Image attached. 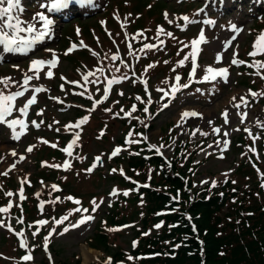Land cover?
Returning <instances> with one entry per match:
<instances>
[{"label": "rangeland", "instance_id": "1", "mask_svg": "<svg viewBox=\"0 0 264 264\" xmlns=\"http://www.w3.org/2000/svg\"><path fill=\"white\" fill-rule=\"evenodd\" d=\"M41 1L23 0V4L14 10L16 16L24 17L22 27L32 24L39 31L43 29L39 15L46 14L50 17L51 14L45 10ZM158 1L100 0L87 9L89 13L85 15L73 13L67 16L66 20L59 19L56 37L28 57L17 59L11 56L3 57L5 59L0 63V80L8 79L10 82L7 88L4 84H0V92L5 94L19 91L23 77L39 76L38 79L34 78L30 81L31 91H28V96L24 94L25 96L22 95L24 97H18L14 101V105L18 103L17 109H20L25 105L27 98L36 96V102L29 109L34 115L30 116V120L39 122V129L29 128L26 135H22L18 140H12L13 131L0 124V208L6 207L4 194L18 191L14 183V179H17L21 186H25L26 182L30 181L33 190L39 195L44 192L53 195L58 191L62 201L68 192L69 196L63 204L64 207H68L71 218L79 214L92 217L91 220L75 228L72 227L73 222L68 221L65 224L66 220L63 221L62 227L57 224L59 220H55V223L49 222L44 227L48 250L37 249L35 264L110 263V253L103 252L101 248L91 249L89 245L95 244L92 235L104 219L108 220L109 209L117 200V197L108 196L109 190H113L114 187L121 189L116 184L119 178H114L118 173L109 169L110 166H115V163L109 162L108 154L112 149L111 146L118 143V139L123 138L125 132L129 134L125 138L128 145L148 143L151 148L160 147L165 137L169 136L171 139L162 149V155L170 159L174 158L173 150L178 141L190 140L193 144L191 150L199 152L193 162L196 167L193 175L196 188L211 185L213 180L218 182L230 178L238 190H248L252 186L251 176L247 173L235 174L236 166L240 160L249 161L251 152L256 154L260 163L264 165L262 157L264 152L260 150L262 146L259 147L264 141V132L254 135L257 142L249 149L243 147L238 155L233 150L236 139L243 135L242 127H253L255 121L264 123V69H259L258 72L257 67L249 70L245 66L253 63L259 65V62L264 64V53H258L254 57L250 55L256 50L259 38L264 36L262 19L264 0H242V3H233L229 8L227 4L230 0L223 2L221 0L219 4L213 1L210 4L211 10L216 12L220 21L214 15L201 18L200 15L204 14L203 6L196 2ZM195 1L199 2V0ZM225 1L228 2L223 5ZM214 3L223 6L221 12L217 11L218 8L213 5ZM22 7H30L29 13L25 12L23 15L25 8ZM184 17L188 18V22L183 20ZM208 21L215 24L213 30L207 25ZM201 33L206 41L197 54L199 69L195 84H200L203 77L209 75L206 71L208 67L226 68L227 79L218 77L213 87L209 85L200 88V85H193L188 89L190 92H182V87L173 91L177 84L176 76L180 77L181 86L188 80L189 66L192 64L191 42L198 39ZM79 41L82 43V49L86 44V49L76 50L70 54L63 53L64 48ZM146 45H152V48L148 49ZM50 48H53L61 59L58 65L39 73L30 71L32 60L50 57L49 54L46 55ZM218 55L221 57L219 63L216 59ZM185 56L189 59L184 60ZM233 59L238 63L233 64ZM182 60L183 65L180 64ZM240 61L245 65L239 70L233 68V65L238 67ZM48 71L52 72L51 78L47 76ZM86 75L87 81L84 80ZM109 80H114L115 83L109 86ZM254 83L259 84L258 88L253 85ZM37 87L42 88L43 91L34 92L33 89ZM61 88L65 91L59 90ZM106 88L109 91L107 102L93 104V101L102 98L100 95L105 94ZM72 91L79 95L80 99L73 98ZM249 91L255 93L253 100L241 104V97L248 99L251 95ZM159 94L167 99L175 94L174 105L170 99L163 103ZM51 97L61 98L67 103H82L89 111L79 112L76 115L73 110L63 108L61 103L54 98L50 99ZM146 98L153 103L152 108L147 112ZM130 104L136 106L135 119L140 122V127L143 128V125L146 127L143 135L130 132L137 126L131 122V119L122 124L120 121H115V118L121 117V113L128 109ZM165 105L169 109L159 112L154 117L158 108ZM38 109L43 110V116H36L39 115ZM184 109H195L199 116L181 120L180 112ZM18 111H15V116L20 119ZM129 114L130 112L127 113ZM75 115L85 119H81L84 121L82 128L80 121H74ZM244 116L247 118L244 119ZM213 125H216L219 134L213 133L211 128ZM54 127L59 129L57 135L53 133ZM82 129L81 146L90 140L87 154V148L78 149L80 144L77 143L76 138L80 137ZM103 134L107 136H102ZM15 135H21V131L15 129ZM60 138L65 144H72L75 140L73 146L78 149L67 170H62L64 159L61 155L63 144ZM215 138L218 140L216 141ZM29 144L32 151L30 154L27 153V158L22 163L17 162L16 157L12 159L7 154L8 150L12 149H15L16 153L25 152V146ZM127 148H121L120 156L124 155ZM219 151L224 152V158H218ZM96 157L102 159L98 167L94 164ZM68 160L70 161V158ZM6 163L13 164L14 170L5 171L3 167ZM42 164L47 166L43 167ZM88 165L102 172L90 173ZM116 169H119L118 164ZM241 170H247L246 165H242ZM261 171L260 175H264V170ZM5 172L7 176L3 175ZM48 177L52 181L36 183ZM52 182L64 189L61 191L53 188ZM118 193L120 194V191ZM19 194L26 199V191ZM16 195L17 193L13 194L11 203L17 202ZM69 197L72 199H68ZM45 199L50 205L45 207L44 211L52 214L50 206L55 202L58 203L57 196ZM73 201H79L90 208L95 202L97 207L87 212L82 209L76 214ZM36 203L42 205L40 201ZM126 211L132 212L130 208ZM66 212L62 208L54 209L55 215H64ZM6 213H0V218ZM138 220L136 219L134 226L128 228L107 226L100 229L108 236L112 249L117 245L125 253L130 254L135 246L139 245L138 239L132 241L133 231L140 228ZM14 222L15 219H11V223ZM5 223L8 228V216ZM7 228L0 226V254L10 260L0 261V264H15L18 242L12 235L8 236L4 233ZM10 228L14 230L13 226ZM65 228L69 230L64 232ZM115 232L120 234H113ZM147 235L148 233L145 234ZM25 238L32 241L29 234ZM86 249L90 250V253L86 254L87 260L83 255ZM132 260L133 258L126 257L124 262L130 264Z\"/></svg>", "mask_w": 264, "mask_h": 264}, {"label": "trees", "instance_id": "2", "mask_svg": "<svg viewBox=\"0 0 264 264\" xmlns=\"http://www.w3.org/2000/svg\"><path fill=\"white\" fill-rule=\"evenodd\" d=\"M183 149L181 144L177 147L180 157L171 167L157 156L148 161L140 155L128 158L132 176L144 178L151 170L152 188L125 202L135 210L132 215L121 214L116 205L109 223L119 225L141 212L148 229L161 220L154 216L156 211L167 206L175 210L162 218L161 232L141 239L134 252L157 256L132 264H264V184L260 187L254 177L248 191H238L229 181L217 190L199 192L181 166ZM94 239L95 248L112 253V264L125 259L121 250L112 252L107 236L97 233Z\"/></svg>", "mask_w": 264, "mask_h": 264}, {"label": "snow or ice", "instance_id": "3", "mask_svg": "<svg viewBox=\"0 0 264 264\" xmlns=\"http://www.w3.org/2000/svg\"><path fill=\"white\" fill-rule=\"evenodd\" d=\"M69 3V0H56L55 4L52 5L53 9H58L61 7H65L67 4ZM3 5H6L3 6ZM20 5V0H0V22H2V27H0V44H3L4 46V51L6 52H20V53H24L27 52L31 46L36 43L37 41H40L44 38L45 35H47V29L49 28V26L53 23L52 20L48 19L46 16L40 14L39 15V21H41L43 23V30L39 31V33L34 37V38H29V39H24L21 37L20 33L22 32H27L29 34L34 33L37 31V29L32 25V24H28V26L26 28L22 27V21L13 15L14 10L18 9ZM183 20L185 22H188V18L184 17ZM3 29H7L9 31H4ZM205 42V38L203 33L200 34L198 39H194L191 42V60H192V73L190 74V79L192 74L195 73L196 70V58H197V52H198V48L197 46L201 43ZM148 49L152 48V45H146L145 46ZM258 53H264V36H261L259 38V40L257 41V45H256V50H254L253 52L250 53L251 56H256L258 55ZM113 59H116V57H113ZM189 59L188 56L184 57V60ZM217 62H220L221 57L218 55L217 56ZM45 62L41 61V60H32L31 61V68L30 71H33L34 73H39L40 72V66L43 65ZM184 61H180V64L183 65ZM233 64H237L238 61L236 59L232 60ZM56 64V61L53 59L49 66L50 67H54ZM250 67H257L258 72L259 69H264V64H259V65H250ZM207 73L209 75H206L204 77V79L207 81L209 79L211 80H215L218 77L219 78H223V79H227V69L226 68H221V69H213L212 67H208L207 68ZM47 76L49 78L52 77V72L48 71ZM34 78L38 79L39 76L38 75H33V76H25L23 79V83L21 85V87H26L29 85L30 81H32ZM176 81L177 84L175 86V88L173 89V91L179 90L180 87H184L187 88L189 87L188 84H184V85H180L179 81H180V77L176 76ZM84 80H88V76H84ZM113 83H115L114 80H109L108 84L109 86H111ZM0 84H4L5 87H9L10 86V82L8 79L5 80H0ZM34 92L39 93L41 91H43L42 88H34L33 89ZM105 94H107L108 89L106 88L105 90ZM24 93L23 91H15L14 93L11 94H5L4 92H0V124H4L7 123V126L13 130L14 136L13 138H18L17 135H15V129L16 126H19L21 130H23L25 128V124L23 120L20 119H13L11 121H8L7 118L9 116L12 115L13 113V109H14V101H16V99L20 96H22ZM241 100L244 101V98L241 97ZM36 102V96L33 95L31 97V99H29L27 101V104H25L22 108L19 109V112L21 115H25L27 113V110L29 108V106H31L32 104H34ZM246 103V101H245ZM167 105H165L166 107ZM237 107H239V105H237ZM145 111L147 112V108H145ZM197 113L195 112H184L183 116L184 117H188V116H196ZM81 123H84V121L82 120ZM77 127H79V125H77ZM75 140L72 141V144H70L68 146V148L64 149L65 152L68 153V155H71V152L69 151V149L72 147L73 144H75ZM53 147H55V145H53ZM28 152L32 151V148L29 147L27 149ZM120 151V149H116L115 152L113 153V155L117 154ZM13 155H15V153H13ZM21 159H23V157H21ZM14 167V165H13ZM3 175H7V173H3ZM53 188H56L55 185L52 186ZM125 195H127V193H124ZM9 196L12 195V193H8ZM21 199H23V195L21 194ZM68 199H72L71 197H69ZM75 203H79V201H75ZM95 202H93V207L95 208ZM9 207H11V205H9ZM9 207H3L0 208V213H6L9 211ZM76 211H80V209H77ZM87 211V210H84ZM67 217L62 218L60 221H57V224L63 223L64 220H66ZM92 217L91 216H86V217H82L79 221H77L75 224L72 225L73 228L75 227H79L81 224L86 223L87 221L91 220ZM22 223V221H20ZM40 224H46L47 221H40ZM0 226H3V223L0 222ZM157 227H159V225H157ZM11 230V228L9 229ZM69 229L65 228L64 232H67ZM63 234V233H61ZM19 235H23L22 233H20ZM35 235V233L33 234ZM47 242V238L45 240V243ZM21 247H24L25 244L23 241H21ZM32 257L29 255H25L23 257L24 261H29L31 260Z\"/></svg>", "mask_w": 264, "mask_h": 264}, {"label": "bare ground", "instance_id": "4", "mask_svg": "<svg viewBox=\"0 0 264 264\" xmlns=\"http://www.w3.org/2000/svg\"><path fill=\"white\" fill-rule=\"evenodd\" d=\"M7 168H8V163H6L4 165L3 169H7ZM87 253H90V250L86 249V253L83 252V255H84L85 260H87V255H86Z\"/></svg>", "mask_w": 264, "mask_h": 264}]
</instances>
